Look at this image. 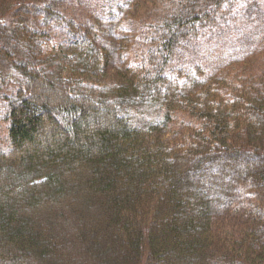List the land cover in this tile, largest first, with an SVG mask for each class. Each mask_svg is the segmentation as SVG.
<instances>
[{"label":"trees","instance_id":"16d2710c","mask_svg":"<svg viewBox=\"0 0 264 264\" xmlns=\"http://www.w3.org/2000/svg\"><path fill=\"white\" fill-rule=\"evenodd\" d=\"M66 2L0 0V264H264V0Z\"/></svg>","mask_w":264,"mask_h":264},{"label":"rangeland","instance_id":"374dc122","mask_svg":"<svg viewBox=\"0 0 264 264\" xmlns=\"http://www.w3.org/2000/svg\"><path fill=\"white\" fill-rule=\"evenodd\" d=\"M67 4L64 8H61L60 11L66 15L67 19H73L78 23H84L87 24V22L93 21L97 22V18H106L111 16L113 8L115 9L118 4V0H66ZM168 0H144L143 2V8L141 12L138 13V16L142 17L143 15H147L150 20L149 23L146 24V27H152L153 24L158 23V21H162V18H164L163 15V9L164 6H167ZM110 11V12H109ZM110 14V15H109ZM36 20H30V23L36 22V26L40 27V30L50 32L54 40L57 39L60 42H64V37L67 36L68 30H66L65 25L61 23L60 21L52 22L50 25H43L42 22H44V19L42 17H35L34 15H31ZM133 20V19H132ZM59 22V23H58ZM63 27V29H59L58 27ZM146 29V28H144ZM143 29V30H144ZM244 31V30H243ZM0 83V87H1ZM0 88V95L4 94V91ZM1 101V100H0ZM1 103V102H0ZM7 126L5 123L0 122V142L4 143L5 139L3 141L2 138L6 135ZM6 148V146L4 147ZM232 163V162H231ZM231 163L227 162L228 165ZM234 164V163H232ZM236 167H240V163L238 162L235 164ZM224 169L222 170V172ZM207 173V171H205ZM93 215V214H92ZM92 215H89L87 219H93ZM75 264H85L86 260V253L83 252L82 254H76Z\"/></svg>","mask_w":264,"mask_h":264}]
</instances>
